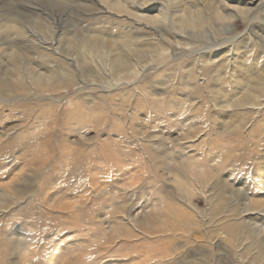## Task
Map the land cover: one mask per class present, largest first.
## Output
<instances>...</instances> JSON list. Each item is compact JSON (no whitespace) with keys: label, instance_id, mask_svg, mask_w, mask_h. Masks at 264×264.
<instances>
[{"label":"rangeland","instance_id":"obj_1","mask_svg":"<svg viewBox=\"0 0 264 264\" xmlns=\"http://www.w3.org/2000/svg\"><path fill=\"white\" fill-rule=\"evenodd\" d=\"M0 264H264V0H0Z\"/></svg>","mask_w":264,"mask_h":264},{"label":"bare ground","instance_id":"obj_2","mask_svg":"<svg viewBox=\"0 0 264 264\" xmlns=\"http://www.w3.org/2000/svg\"><path fill=\"white\" fill-rule=\"evenodd\" d=\"M261 1V0H260ZM120 2V1H119ZM260 4V3H259ZM119 5V3L117 4ZM123 6V5H122ZM229 6V5H228ZM194 7V6H193ZM204 8V9H203ZM233 8V7H232ZM258 8V6H257ZM210 10L212 13H214L216 16H218L219 18L222 19H229L230 21H232L234 18H247L248 16L250 17V15H252V12H255V8L253 6L250 5V3L247 1L245 2L244 7H235L234 12L230 15H224L221 10L215 6V5H209L208 2H202V7L198 6V7H194V8H183L182 10L178 11V15H175L174 18L178 19L179 23H192V24H197L199 22H201L202 20L205 19V15H207V11ZM163 17L166 18V13H163ZM152 17H150L149 19H151ZM152 20V19H151ZM153 20H155V22L157 21L156 18H154ZM164 21V20H163ZM157 23V22H156ZM182 25V24H181ZM92 50V49H91ZM101 50V49H100ZM104 52L105 54V50H101V53ZM107 52V51H106ZM93 53V52H92ZM95 53V52H94ZM98 54V53H97ZM107 55V54H106ZM108 59V58H107ZM110 61H112L109 58ZM114 64L119 65L120 69H124L126 67H130L128 66V63L126 62V60L124 59V57L120 56L118 58L113 59L112 61ZM132 68V67H131ZM145 68V66H141L138 65L137 67L133 68V71L131 72L130 75H128V77L130 76V78L132 79H136L140 74H141V70L143 71ZM121 69V70H122ZM36 75V74H35ZM127 75V74H126ZM34 78V77H33ZM51 76L49 75H45L43 73H37V75L35 76V79L38 82L43 83V81H50ZM127 77L125 75H120L117 79V81H121L123 79H126ZM120 83V82H119ZM148 223V222H147Z\"/></svg>","mask_w":264,"mask_h":264}]
</instances>
